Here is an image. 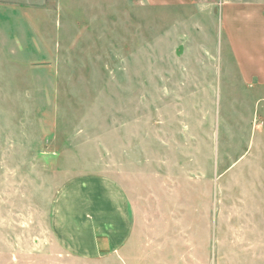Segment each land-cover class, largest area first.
Here are the masks:
<instances>
[{
	"label": "rangeland",
	"instance_id": "374dc122",
	"mask_svg": "<svg viewBox=\"0 0 264 264\" xmlns=\"http://www.w3.org/2000/svg\"><path fill=\"white\" fill-rule=\"evenodd\" d=\"M232 49L217 0H0V264H264V83ZM82 175L125 193L115 254L52 235Z\"/></svg>",
	"mask_w": 264,
	"mask_h": 264
},
{
	"label": "crops",
	"instance_id": "0c3cea01",
	"mask_svg": "<svg viewBox=\"0 0 264 264\" xmlns=\"http://www.w3.org/2000/svg\"><path fill=\"white\" fill-rule=\"evenodd\" d=\"M149 1L167 4L175 0ZM217 1L222 29L242 73L264 83V0ZM50 228L57 243L77 257L102 258L117 253L132 231L122 187L101 175L67 181L54 200Z\"/></svg>",
	"mask_w": 264,
	"mask_h": 264
}]
</instances>
